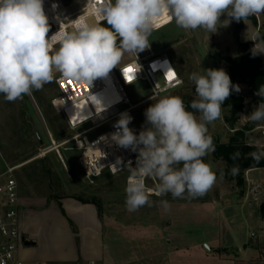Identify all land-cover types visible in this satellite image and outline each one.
<instances>
[{"label":"rangeland","instance_id":"rangeland-1","mask_svg":"<svg viewBox=\"0 0 264 264\" xmlns=\"http://www.w3.org/2000/svg\"><path fill=\"white\" fill-rule=\"evenodd\" d=\"M49 1L59 5L63 19L56 17L54 22L63 28L70 26L68 21L78 18L73 13L85 2ZM220 20L215 33L200 28L185 31L174 21L152 32L149 37L151 49L156 54L167 53L184 81L179 89L163 96H179L187 106L197 98L194 84L188 79L191 73L203 72L204 69H223L228 73L225 57L238 55L242 50L241 43L251 42L249 52H252L255 43H264V14L251 16L245 22H237L226 15H222ZM240 23L243 28L238 31ZM257 30L260 33L258 39L254 37ZM51 35L48 34L49 37ZM147 53L148 48L138 54L144 56ZM258 55L264 61V54ZM134 58V55L125 54L119 66ZM235 85H239L241 90L234 92L245 100V109L238 116L237 127L262 125L248 134L254 139L249 137L247 141L251 145L264 143V121L252 122L248 119V115L260 104L257 95L250 93L245 84ZM125 91L135 102L144 101L130 113L131 125L138 135L147 127L144 113L155 101L147 100L149 88L146 83L127 86ZM58 95L56 79L15 102L6 101L0 94V124L4 128L3 136L9 140L5 149L10 163H24L16 170L21 194L40 191L79 196L95 202L102 213L122 223L115 240H112L110 228L107 237L109 243H114L125 254L141 246L139 252H150L152 256L168 250L170 254L175 253L171 257L173 261L180 262L182 257L183 264H264V169L250 175L249 169L245 170L243 183L239 184L237 179H230L226 174V163L210 153L203 159L216 174L217 181L205 195L176 199L171 194L163 197L151 195L152 206L145 205L129 212L125 206L127 174L113 175L106 169L92 182L85 176L78 164L80 151L71 138L91 124L72 129L66 117L52 103ZM227 114L226 107L222 105L221 118L209 125L213 143L216 138L226 142L232 134ZM105 129L95 130L87 136L93 138ZM259 147L264 150V147ZM44 157L53 172L50 176L42 170L41 159ZM148 185L154 186V183L149 180ZM165 199L170 205L167 210L160 204Z\"/></svg>","mask_w":264,"mask_h":264},{"label":"clouds","instance_id":"clouds-1","mask_svg":"<svg viewBox=\"0 0 264 264\" xmlns=\"http://www.w3.org/2000/svg\"><path fill=\"white\" fill-rule=\"evenodd\" d=\"M96 8L94 18L80 16L66 30L60 27L49 37L44 0H0V94L6 101L22 100L45 84L63 79L86 83L89 102L100 112L101 101L90 94V87L119 67L125 54L137 57L150 47L149 37L160 26L156 18L167 12L166 21H174L185 31L200 28L215 33L222 15L245 22L264 14V0H96ZM259 36L257 30L254 37ZM252 53L264 54V43H255ZM119 68L126 82L132 83L125 68ZM170 72L172 68L168 67L165 75ZM188 79L194 84L197 98L187 106L179 96L157 99L156 94L151 97L155 102L144 113L147 127L138 135L129 128L132 117L126 112L114 125L111 139L137 154L135 167L131 161L124 164L119 158L110 166L113 172H128L125 206L129 212L152 206L153 194H171L173 199L201 197L217 181L203 159L215 151L209 125L221 118L222 105L231 92L239 93L241 89L232 84L223 69L193 72ZM256 95L264 97V85ZM248 119L264 121V102ZM239 155L237 152L231 158L235 160ZM249 155L259 163L264 151ZM230 171L237 175L239 165ZM148 178L156 182L153 188L146 186ZM160 204L165 210L170 206L166 199Z\"/></svg>","mask_w":264,"mask_h":264},{"label":"built area","instance_id":"built-area-1","mask_svg":"<svg viewBox=\"0 0 264 264\" xmlns=\"http://www.w3.org/2000/svg\"><path fill=\"white\" fill-rule=\"evenodd\" d=\"M53 5H56L53 8ZM45 13L48 16L50 24V32L54 34L60 30V25L55 24L54 18L59 17V5L55 2L51 4L49 0H44ZM97 13L96 0H85L84 5L75 11L78 17H95ZM72 15V14H71ZM167 12L156 18V22L165 18ZM172 21H167L159 24L156 29L159 30ZM71 22L68 21L67 25ZM69 27V26H68ZM67 27V28H68ZM61 27V29H67ZM167 61V65L164 64ZM131 67L133 72L130 75L133 77L132 83L126 82L121 69L119 68ZM117 69H113L107 78L96 79L90 87V94L95 95L100 100L104 97V91L107 88L114 90L113 94L117 97L112 104L103 108L102 111L95 110L93 116L82 120L78 124H73L67 114V107L76 104L80 101H85L94 109V104L89 102L88 85L84 82L66 81L63 79H56L59 88V95L53 100L54 107L61 112L67 119L72 129L79 128L87 123L91 126L81 130L71 138L75 142L76 148L80 151L78 157V164L85 173V176L92 182L94 178L102 175L103 171L108 169L111 174H127V171L113 172L110 167L116 164L117 159H121L124 164L129 161L135 167L136 153L129 149H124L117 145L112 139L111 134L116 131L114 125L120 118L121 113L130 115L131 111L142 101H134L125 91V87L131 86L138 82L146 83L149 88L147 100H151L153 95L160 98L165 93L173 92L183 85V78L179 69L174 64L167 53L156 54L151 47L148 48V53L144 56L139 54L133 60L124 63ZM168 67L172 68L173 78L165 75ZM128 79V78H127ZM129 80V79H128ZM146 101V100H145ZM106 128L105 131L97 134L93 138H88L87 134L98 129ZM129 128L133 130L131 122ZM53 144L55 141L52 139ZM45 154V153H44ZM20 165L8 166L6 170L0 174V264H32L20 257V245L23 244V237L21 236V192L20 184L17 179L16 170ZM123 167V165H117ZM127 180V179H126ZM149 180L155 185V181L151 178L146 179V186H150ZM154 195V194H153ZM41 264H48L42 262ZM88 264H96L89 262Z\"/></svg>","mask_w":264,"mask_h":264},{"label":"crops","instance_id":"crops-1","mask_svg":"<svg viewBox=\"0 0 264 264\" xmlns=\"http://www.w3.org/2000/svg\"><path fill=\"white\" fill-rule=\"evenodd\" d=\"M261 126L256 125L247 134ZM2 127L0 124V174L14 165L5 149L9 140L3 136ZM252 136L247 135V138L254 139ZM255 145L264 147V143ZM22 165L24 163L20 167ZM262 169L264 167L249 169V175ZM20 219L21 236L35 242L30 246L21 244L20 257L32 264H183L182 257L180 262L173 261L171 257L175 253L170 254L168 250L160 256L139 252L141 246H136L129 254L121 252L114 243L108 242L107 230L110 228L115 240L122 223L106 213L100 214L95 203L82 202L73 195L61 197L58 202L40 191L21 194Z\"/></svg>","mask_w":264,"mask_h":264},{"label":"trees","instance_id":"trees-1","mask_svg":"<svg viewBox=\"0 0 264 264\" xmlns=\"http://www.w3.org/2000/svg\"><path fill=\"white\" fill-rule=\"evenodd\" d=\"M254 21L257 24L256 19H254ZM242 28L243 24L240 23L238 25V31ZM250 45L251 42L241 43V52L233 57H225V61L228 66L227 74L229 75L232 84H245L249 88L250 93L256 94L259 87L264 85V61L261 56H254L252 52H249ZM256 98L260 103L264 102V97L257 95ZM223 105L228 111L226 119L230 129L232 130V134L228 137L226 142H222L220 138H216L214 141L215 151L212 154L214 158L221 159L226 163L225 172L229 175V178L237 179L238 183L242 184L243 173L245 170L264 167V158H262L259 163H256L249 155V153L259 152L262 151V149L259 146L249 144L247 141V133L253 127L246 125L237 127L238 116L242 114L245 109L244 97L238 96L234 91H232L230 96L224 101ZM237 152H239L240 155L237 159L233 160L231 157ZM41 164L42 170L46 175L50 176L53 174L45 157L41 159ZM234 165H239V173L235 176L231 175L230 171ZM47 196L49 199H54L59 202L61 197H64L65 195L50 193L47 194ZM73 197L85 203L92 202L79 196ZM97 207L99 209V213L102 214V209L98 205Z\"/></svg>","mask_w":264,"mask_h":264},{"label":"bare ground","instance_id":"bare-ground-1","mask_svg":"<svg viewBox=\"0 0 264 264\" xmlns=\"http://www.w3.org/2000/svg\"><path fill=\"white\" fill-rule=\"evenodd\" d=\"M60 11V10H59ZM63 13L60 11L59 18H61ZM84 17V16H83ZM91 17V16H89ZM167 17V16H166ZM166 17L159 20V24L167 22ZM88 18V17H84ZM63 19V18H61ZM114 90H112L110 87L107 88V90L104 91V97L100 99L102 104V109L109 107L114 100L117 99V97L113 94ZM95 110H97L96 105L94 104V109L91 107L90 104H88L85 101L77 102L76 104L70 105L67 107V114L73 124H78L82 120L90 118L93 116ZM99 111V109L97 110Z\"/></svg>","mask_w":264,"mask_h":264},{"label":"snow or ice","instance_id":"snow-or-ice-1","mask_svg":"<svg viewBox=\"0 0 264 264\" xmlns=\"http://www.w3.org/2000/svg\"><path fill=\"white\" fill-rule=\"evenodd\" d=\"M125 74L127 76V78L129 79V81H131L133 79V77L130 75V73L133 72V69L131 67L125 68ZM168 77L171 79L174 77V74L172 72L168 73Z\"/></svg>","mask_w":264,"mask_h":264},{"label":"water","instance_id":"water-1","mask_svg":"<svg viewBox=\"0 0 264 264\" xmlns=\"http://www.w3.org/2000/svg\"><path fill=\"white\" fill-rule=\"evenodd\" d=\"M34 103H35V101H34ZM23 245H24V246L35 245V242H33V241H28V240H25V238H23Z\"/></svg>","mask_w":264,"mask_h":264}]
</instances>
